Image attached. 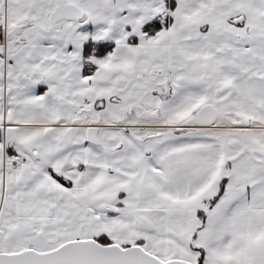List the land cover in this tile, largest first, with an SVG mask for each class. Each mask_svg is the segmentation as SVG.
Listing matches in <instances>:
<instances>
[{
    "label": "snow or ice",
    "instance_id": "snow-or-ice-1",
    "mask_svg": "<svg viewBox=\"0 0 264 264\" xmlns=\"http://www.w3.org/2000/svg\"><path fill=\"white\" fill-rule=\"evenodd\" d=\"M0 264H264V0H0Z\"/></svg>",
    "mask_w": 264,
    "mask_h": 264
}]
</instances>
